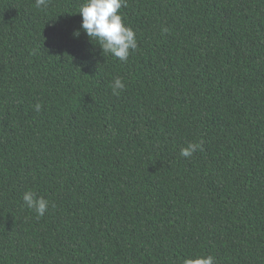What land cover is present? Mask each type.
Instances as JSON below:
<instances>
[{
  "label": "trees",
  "instance_id": "16d2710c",
  "mask_svg": "<svg viewBox=\"0 0 264 264\" xmlns=\"http://www.w3.org/2000/svg\"><path fill=\"white\" fill-rule=\"evenodd\" d=\"M83 2L0 0V264H264V0H127V62Z\"/></svg>",
  "mask_w": 264,
  "mask_h": 264
},
{
  "label": "clouds",
  "instance_id": "9594fccd",
  "mask_svg": "<svg viewBox=\"0 0 264 264\" xmlns=\"http://www.w3.org/2000/svg\"><path fill=\"white\" fill-rule=\"evenodd\" d=\"M49 0H35L38 9L47 8ZM127 6V0H84L78 13L82 17L81 29L90 41L96 40L102 54L108 53L122 62H127L130 54L138 48L135 32L123 23L122 15L118 10ZM164 31H167L165 28ZM80 30L74 35L79 36ZM113 95H118L125 89L122 78L114 77L111 84ZM41 105L36 104L35 110L40 111ZM197 150H202V142L188 143L180 149V156L191 157ZM24 206L36 213L37 217L44 216L49 202L29 190L22 197ZM215 258L211 255L184 258L182 264H214Z\"/></svg>",
  "mask_w": 264,
  "mask_h": 264
}]
</instances>
